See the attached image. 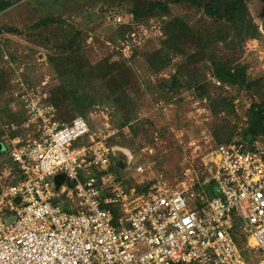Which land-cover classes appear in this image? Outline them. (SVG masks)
I'll return each mask as SVG.
<instances>
[{"label":"built area","instance_id":"2783aa9c","mask_svg":"<svg viewBox=\"0 0 264 264\" xmlns=\"http://www.w3.org/2000/svg\"><path fill=\"white\" fill-rule=\"evenodd\" d=\"M9 99L22 121L0 141V264H264V135L216 146L181 189L138 191L107 135L62 121L48 78L17 77Z\"/></svg>","mask_w":264,"mask_h":264},{"label":"rangeland","instance_id":"374dc122","mask_svg":"<svg viewBox=\"0 0 264 264\" xmlns=\"http://www.w3.org/2000/svg\"><path fill=\"white\" fill-rule=\"evenodd\" d=\"M174 1L11 0V6L0 13V141L6 126H20L22 121L9 99L13 80L48 78L61 119L82 117L91 134L108 136L127 189L147 190L160 183L174 190L191 178L201 180L202 166L216 146L247 140L249 109L259 98L245 88L219 86L213 60L215 56L238 59L247 66L249 82L264 76V0L248 2L262 36L247 41L244 51L232 48L234 33L225 23ZM149 2L167 3L169 11L135 18L136 6ZM118 17L122 20L116 21ZM177 18L188 23L194 34H186L181 50L175 52L166 44V27ZM74 39L75 51L64 54L59 46ZM201 49L204 57L189 62L191 56H200ZM63 58L91 64L107 60L115 68H129L132 82L123 91L126 101L116 105L107 100L109 90L103 80L97 85L66 86L64 80L74 74L63 71ZM174 76L178 81L171 80ZM199 84L205 88L202 96L197 93ZM212 109L222 112L214 114ZM126 117L132 118L130 124L124 123ZM0 148L5 152L2 143ZM140 166L143 173L136 172ZM246 250L248 256L254 255Z\"/></svg>","mask_w":264,"mask_h":264},{"label":"trees","instance_id":"16d2710c","mask_svg":"<svg viewBox=\"0 0 264 264\" xmlns=\"http://www.w3.org/2000/svg\"><path fill=\"white\" fill-rule=\"evenodd\" d=\"M251 1L254 0H175L173 3L190 4L197 9L203 10L209 18L214 19L216 22L225 23L229 28V31L234 33V40L230 42L231 45H233L232 48H238L239 50L241 49L244 51V44L247 41H257L262 36L259 26L255 24L249 13L248 2ZM11 4V0H0V13L9 8ZM155 11L167 13L169 11V6L167 3L163 2H149L141 6H136V9L133 10V15L135 18L140 19ZM166 31V44L170 48L175 49V52L181 50L186 34H194L191 26L184 20L178 18L169 22L166 27ZM7 32H15V30L8 29ZM222 40L227 42L228 38L224 37ZM74 47L75 39L71 40L67 45L59 46V49L65 54L67 51L74 52ZM204 55V49H201L200 56H191L188 61L190 62L193 59L203 58ZM63 62V71L69 72L70 75L74 74L72 78L64 80V84H66L69 88L74 87V84H78L80 86L87 82L97 85L103 80L106 84L105 86L109 90V95L106 97L107 100L112 101L116 105L117 103L126 101V94L123 91L132 82V74L129 68H115L112 64H109V61L107 60L91 64L88 62L78 61V59L74 60L63 58ZM165 66H162L161 69ZM183 67L184 66L182 65L180 68ZM88 73H91V75H88ZM179 73H181V69L177 72L178 75ZM213 75L219 83V86H221V84H229L230 86L245 88L259 98L257 102L252 103L249 109L250 122L246 132L244 133V138L251 140L257 135H264V96L262 93V89H264V76L253 82H249L247 76V66L245 64L241 63L234 57L221 58L218 56H215L213 60ZM171 80L178 81V78L177 76H174ZM0 91H2V87L0 88ZM204 91V86L199 84L197 87V93L202 96ZM212 101L215 103L218 100ZM54 105L56 106L55 103ZM212 112L214 114H219L222 110L212 109ZM71 120L66 121L65 119H62V121L66 123L71 122ZM131 120L132 118L126 117L124 123L130 124ZM147 190L141 189L139 191ZM209 194V196H213L216 193ZM242 249L244 254L247 256L248 252L244 248L243 243Z\"/></svg>","mask_w":264,"mask_h":264},{"label":"water","instance_id":"95a60500","mask_svg":"<svg viewBox=\"0 0 264 264\" xmlns=\"http://www.w3.org/2000/svg\"><path fill=\"white\" fill-rule=\"evenodd\" d=\"M0 154H1V148H0ZM61 179H63V176H57V177L55 178V184H56L57 186L60 185V180H61Z\"/></svg>","mask_w":264,"mask_h":264},{"label":"crops","instance_id":"0c3cea01","mask_svg":"<svg viewBox=\"0 0 264 264\" xmlns=\"http://www.w3.org/2000/svg\"><path fill=\"white\" fill-rule=\"evenodd\" d=\"M3 153H4V152H3ZM3 153L1 152V154H0V163L2 162V159H3V157H4V156H3ZM120 168H121V166H120ZM120 168H119V169H120Z\"/></svg>","mask_w":264,"mask_h":264}]
</instances>
